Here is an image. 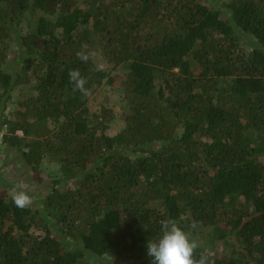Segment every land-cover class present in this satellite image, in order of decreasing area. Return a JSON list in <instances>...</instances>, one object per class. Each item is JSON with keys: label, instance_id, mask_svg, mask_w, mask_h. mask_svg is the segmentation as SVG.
<instances>
[{"label": "trees", "instance_id": "obj_1", "mask_svg": "<svg viewBox=\"0 0 264 264\" xmlns=\"http://www.w3.org/2000/svg\"><path fill=\"white\" fill-rule=\"evenodd\" d=\"M1 3L0 45L38 11L22 71L6 73L0 53L2 141L38 181L46 160L60 176L21 210L0 172V264H151L146 245L165 219L207 264H264V0ZM32 59L34 95L8 116ZM119 68L127 112L110 136L114 113L89 103ZM74 69L90 95L74 90Z\"/></svg>", "mask_w": 264, "mask_h": 264}, {"label": "rangeland", "instance_id": "obj_2", "mask_svg": "<svg viewBox=\"0 0 264 264\" xmlns=\"http://www.w3.org/2000/svg\"><path fill=\"white\" fill-rule=\"evenodd\" d=\"M83 0H79L82 3ZM3 9L5 4L0 5ZM38 23V11L29 10L24 12L20 17L9 25L7 37L0 45V53L6 55V61L3 64V70L10 73H19L22 71V62L26 61L27 55L22 47V38L29 34L36 32ZM92 58L98 68L107 69L109 66L103 60L98 50L92 52ZM32 66L29 73V82L21 86H17L12 94V100L8 105L7 115L10 116L18 104L27 98L29 95H34L33 87L38 82V76L41 71L38 69V63L32 59L29 61ZM125 71L119 68L116 72L112 73L114 77V84H105L100 91L92 98L89 107L92 112H99L102 109L110 110L114 113V118L110 122V129L108 134L115 136L124 128V115L127 112V102L125 100V93L119 87L117 78L123 75ZM5 132V131H4ZM3 133H0V172L2 179L11 186L7 188L11 193L13 187L26 191L32 198L30 205L34 210L41 205L43 197L50 191L51 182L60 176L59 164L46 160L41 166L40 175L42 180L38 181V174L36 172L28 171L22 161L21 155L15 150L9 149L2 141ZM32 233L35 236L42 233L38 229H33ZM106 259L112 261V255H108Z\"/></svg>", "mask_w": 264, "mask_h": 264}, {"label": "clouds", "instance_id": "obj_3", "mask_svg": "<svg viewBox=\"0 0 264 264\" xmlns=\"http://www.w3.org/2000/svg\"><path fill=\"white\" fill-rule=\"evenodd\" d=\"M86 47V46H85ZM77 58L87 62L89 55L85 52H77ZM70 83L75 85L74 90H79L85 96L90 95V90L84 86L86 80L80 76L78 70L68 73ZM12 202L23 210L32 204L31 196L17 187L11 189ZM198 243L190 239L189 233L185 232L174 219L161 221V235L158 239H150L146 245L147 255L151 258V264H207V258L201 255L195 256Z\"/></svg>", "mask_w": 264, "mask_h": 264}, {"label": "built area", "instance_id": "obj_4", "mask_svg": "<svg viewBox=\"0 0 264 264\" xmlns=\"http://www.w3.org/2000/svg\"><path fill=\"white\" fill-rule=\"evenodd\" d=\"M6 130V127L4 128V131ZM2 133H4V132H2ZM17 135H19V136H23V133L21 132V131H19V132H17ZM2 138V137H1Z\"/></svg>", "mask_w": 264, "mask_h": 264}]
</instances>
